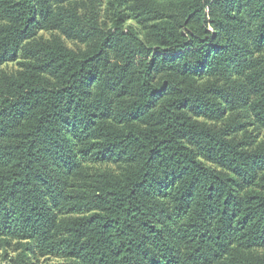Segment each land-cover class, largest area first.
Listing matches in <instances>:
<instances>
[{"label": "trees", "instance_id": "16d2710c", "mask_svg": "<svg viewBox=\"0 0 264 264\" xmlns=\"http://www.w3.org/2000/svg\"><path fill=\"white\" fill-rule=\"evenodd\" d=\"M10 64L2 262L264 264V0H0Z\"/></svg>", "mask_w": 264, "mask_h": 264}, {"label": "rangeland", "instance_id": "374dc122", "mask_svg": "<svg viewBox=\"0 0 264 264\" xmlns=\"http://www.w3.org/2000/svg\"><path fill=\"white\" fill-rule=\"evenodd\" d=\"M16 68V66H14V65H7V66H3V67H1L0 69L1 70H5V71H12V70H14ZM263 136H264V133H263ZM3 254H2V252H1V254H0V263L1 264H5L4 262H2L3 260H2V258H3V256H2Z\"/></svg>", "mask_w": 264, "mask_h": 264}]
</instances>
